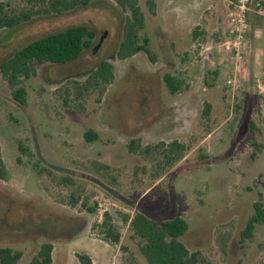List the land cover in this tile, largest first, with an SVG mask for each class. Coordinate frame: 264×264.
Masks as SVG:
<instances>
[{
    "label": "rangeland",
    "instance_id": "obj_1",
    "mask_svg": "<svg viewBox=\"0 0 264 264\" xmlns=\"http://www.w3.org/2000/svg\"><path fill=\"white\" fill-rule=\"evenodd\" d=\"M148 1L139 0L146 16L141 35L149 38L157 63L145 53L118 59L126 13L113 0H94L0 37L1 64L71 27L86 25L97 34L76 61L38 65L37 76L24 83L25 106L0 73V146L7 170L0 179V247L22 251L18 264H28L45 242L54 244V264H80L77 254L95 264H148L121 221L135 212L158 222L185 219L189 231L182 242L214 264H264V225L253 240L240 243L254 204L264 203V18L252 22L236 85L229 87L236 65L219 48L230 39L231 0H153L154 15ZM196 27L204 32L200 46L193 40ZM105 61L114 65V80L89 87ZM166 74L184 77L186 87L171 95ZM208 104L212 110L205 117ZM89 132L97 134L93 142L85 139ZM132 141L139 151H131ZM176 141L186 146L179 161L165 156L168 147L156 149ZM96 205L95 214L85 207ZM105 213L122 234L119 245L103 241L95 227Z\"/></svg>",
    "mask_w": 264,
    "mask_h": 264
},
{
    "label": "trees",
    "instance_id": "obj_2",
    "mask_svg": "<svg viewBox=\"0 0 264 264\" xmlns=\"http://www.w3.org/2000/svg\"><path fill=\"white\" fill-rule=\"evenodd\" d=\"M113 1L126 13L123 37L117 50L118 59L124 61L139 53H145L152 62L157 63L158 59L152 50L149 38L141 35L146 28V16L139 0ZM93 2L94 0H23V5L16 8L0 1V37L4 31L15 30L38 20L67 15L87 8ZM147 4L154 15L157 7L155 2L149 0ZM203 34V30L196 27L193 31L194 42H200ZM96 41L97 34L92 28L86 25L71 27L21 48L0 64V73L12 89L14 100L21 106H25L27 90L24 83L37 76L38 65L72 63L85 51L91 49ZM215 76H218L216 72ZM114 77V65L105 61L91 75L88 82L89 87H105L112 83ZM163 82L171 95H177L187 85L184 77L172 74H166ZM80 87L89 90L86 85H78V88ZM211 110L212 106L208 104L204 116L209 117ZM85 139L93 142L97 139V134L86 133ZM134 145H138L136 141L131 142V151H139V148H135ZM163 147H168L165 156L171 159L179 161L184 157L186 150L184 144L176 141L167 146L157 145L156 149L161 150ZM20 151L26 154L22 146H20ZM35 168L38 170L39 166ZM38 171L41 173L40 170ZM6 178L7 170L0 146V179L5 180ZM85 207L91 214L96 213L97 205ZM121 221L124 226L128 227L131 239L136 242L139 252L148 264H214L201 250L192 251L182 242V238L189 231V223L181 217L158 222L146 213L135 212L134 215L124 214ZM262 225H264V203L257 202L254 204L253 214L240 232V243L245 244L253 240L257 228ZM95 227L100 228L103 241L114 246L120 244L122 234L109 213H105L102 222L99 225L95 224ZM23 257L22 251L0 247V264H18ZM76 258L80 264H92V259L87 254H77ZM28 264H54V244L42 243ZM131 264L138 263L131 261Z\"/></svg>",
    "mask_w": 264,
    "mask_h": 264
},
{
    "label": "built area",
    "instance_id": "obj_3",
    "mask_svg": "<svg viewBox=\"0 0 264 264\" xmlns=\"http://www.w3.org/2000/svg\"><path fill=\"white\" fill-rule=\"evenodd\" d=\"M252 14L264 18V0L230 1V10L228 13L231 29L230 39L224 42L219 48V53H221V49H223L232 57L231 60L236 65L233 77L227 81L229 87H234L236 85L239 65L244 61L248 50V34L251 30ZM202 44V42H198L199 46ZM210 49L211 48H205V52L210 51ZM259 92L264 95V89H260Z\"/></svg>",
    "mask_w": 264,
    "mask_h": 264
},
{
    "label": "water",
    "instance_id": "obj_4",
    "mask_svg": "<svg viewBox=\"0 0 264 264\" xmlns=\"http://www.w3.org/2000/svg\"><path fill=\"white\" fill-rule=\"evenodd\" d=\"M107 36V33H105L103 36H102V40L98 43V45L94 48V53H96L98 51V49L100 48L101 46V43L102 41L106 38Z\"/></svg>",
    "mask_w": 264,
    "mask_h": 264
},
{
    "label": "crops",
    "instance_id": "obj_5",
    "mask_svg": "<svg viewBox=\"0 0 264 264\" xmlns=\"http://www.w3.org/2000/svg\"><path fill=\"white\" fill-rule=\"evenodd\" d=\"M228 16V15H227ZM257 17V15H255V14H252L251 15V26H252V22H254V20H255V18ZM93 261V264H95V261H94V259L93 258H91Z\"/></svg>",
    "mask_w": 264,
    "mask_h": 264
}]
</instances>
